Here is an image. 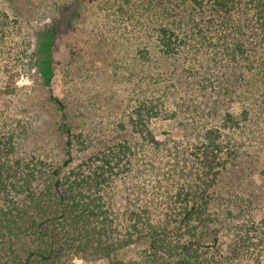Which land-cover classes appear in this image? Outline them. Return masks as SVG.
Instances as JSON below:
<instances>
[{"label": "trees", "instance_id": "16d2710c", "mask_svg": "<svg viewBox=\"0 0 264 264\" xmlns=\"http://www.w3.org/2000/svg\"><path fill=\"white\" fill-rule=\"evenodd\" d=\"M97 7L116 103L71 70L54 95L59 28L24 35L0 9V264H264V0ZM21 75L48 89L59 144L28 145L38 116L10 106ZM163 120L182 134L159 138ZM233 168L240 190L222 189Z\"/></svg>", "mask_w": 264, "mask_h": 264}, {"label": "rangeland", "instance_id": "374dc122", "mask_svg": "<svg viewBox=\"0 0 264 264\" xmlns=\"http://www.w3.org/2000/svg\"><path fill=\"white\" fill-rule=\"evenodd\" d=\"M48 1L51 2L48 3ZM65 1L67 0H0V9H6L10 14V19L18 14L24 35L47 30L52 26L59 28L56 35V45L53 49L56 70L52 81L54 95L61 99L66 97L67 86L65 83L69 79L66 70H71L82 79L89 75L91 81L99 83L103 90H107L111 101L116 103L119 98L114 95L107 82L111 71L104 62L107 49L105 47L98 48L93 41V38L96 37V31L99 32L102 23L106 20L97 7L102 0H90L91 5L89 7L83 4L75 9L76 6H72L70 9H74L73 17L65 14L63 7ZM93 5H95L96 10ZM83 62L86 63V66L83 70H79L78 66ZM18 69L19 67L15 68V70ZM17 73H23V71L18 70ZM13 85L18 87L15 91L17 98L14 99L13 97V101L10 103L13 114L18 115L25 124L30 121L35 122L36 116H38V120L31 127L35 135L28 145L33 147L46 146L44 144L46 141L50 143L49 145L59 144L53 123L46 116V113L38 107L44 101H50L48 89L36 81V76H34L33 81L25 75L18 76ZM116 91L119 92L118 89ZM19 95H22L21 100H18ZM152 128L159 138H163L165 133H170L176 137L182 134L174 121H154ZM51 139H53L52 142ZM241 182L243 181L239 169L233 168L222 177L220 186L224 189L226 186L232 185L240 190ZM256 182L259 183L260 180L256 178ZM137 252V249H130L124 252L121 258L133 257L137 255ZM74 264H109V262L107 260L85 261L76 259Z\"/></svg>", "mask_w": 264, "mask_h": 264}]
</instances>
